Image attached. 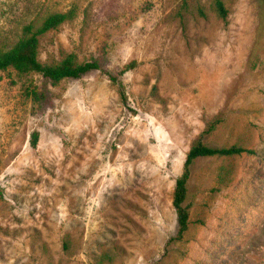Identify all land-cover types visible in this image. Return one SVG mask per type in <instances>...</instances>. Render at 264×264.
<instances>
[{
  "label": "rangeland",
  "instance_id": "374dc122",
  "mask_svg": "<svg viewBox=\"0 0 264 264\" xmlns=\"http://www.w3.org/2000/svg\"><path fill=\"white\" fill-rule=\"evenodd\" d=\"M223 1L226 20L214 0H0V50L73 11L41 39L42 63L136 64L128 107L102 72L48 86L45 105L31 77L0 72V264H264V0ZM200 138L255 154L195 162L190 229L166 247Z\"/></svg>",
  "mask_w": 264,
  "mask_h": 264
},
{
  "label": "trees",
  "instance_id": "16d2710c",
  "mask_svg": "<svg viewBox=\"0 0 264 264\" xmlns=\"http://www.w3.org/2000/svg\"><path fill=\"white\" fill-rule=\"evenodd\" d=\"M214 6L218 16L226 20L228 10L225 7L223 0H214ZM202 15H205L200 10ZM75 14L73 11L67 13H57L48 16L40 25L29 24L23 28L22 34L18 41L7 50H0V72L13 70L19 76L31 77L29 85L25 87V94L38 104L45 105L50 100L48 86H58L66 80H79L84 76L93 72H102L107 76L112 86L117 90L122 103L128 107V97L126 88L121 81V77L129 70L136 67L133 62L123 68L119 73L109 72L97 62H81L78 57L71 53L64 56L61 61L54 63H42L39 60L40 41L48 33L58 30L63 24L71 21ZM38 76L42 80V85L37 86L33 81V77ZM220 121L213 122L209 129L204 132L206 134L215 130ZM39 141V133L34 132L32 135V147H36ZM244 154L253 155L254 150L248 149L239 145L229 147H212L203 143L200 138L193 145L187 154L184 162V170L182 175L176 179L173 207L177 216V232L171 237L166 247L173 244H178L184 241L191 225L190 208L186 206L189 198V184L191 180L192 167L199 159L204 158H234ZM226 174L219 176L220 184L227 187ZM0 197L2 193L0 192ZM67 249V246H65ZM107 260L112 261L110 255H103L98 264H104Z\"/></svg>",
  "mask_w": 264,
  "mask_h": 264
}]
</instances>
